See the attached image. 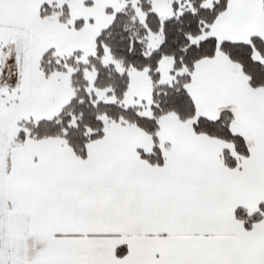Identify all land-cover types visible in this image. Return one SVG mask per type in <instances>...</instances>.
<instances>
[{
	"label": "snow or ice",
	"instance_id": "1",
	"mask_svg": "<svg viewBox=\"0 0 264 264\" xmlns=\"http://www.w3.org/2000/svg\"><path fill=\"white\" fill-rule=\"evenodd\" d=\"M0 264H264V0H0Z\"/></svg>",
	"mask_w": 264,
	"mask_h": 264
}]
</instances>
